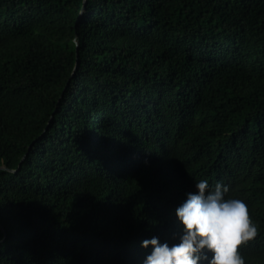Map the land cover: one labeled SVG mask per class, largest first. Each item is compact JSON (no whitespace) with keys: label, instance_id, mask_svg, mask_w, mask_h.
Returning <instances> with one entry per match:
<instances>
[{"label":"trees","instance_id":"16d2710c","mask_svg":"<svg viewBox=\"0 0 264 264\" xmlns=\"http://www.w3.org/2000/svg\"><path fill=\"white\" fill-rule=\"evenodd\" d=\"M4 165L0 264H142L197 180L264 264V0H0Z\"/></svg>","mask_w":264,"mask_h":264},{"label":"clouds","instance_id":"9594fccd","mask_svg":"<svg viewBox=\"0 0 264 264\" xmlns=\"http://www.w3.org/2000/svg\"><path fill=\"white\" fill-rule=\"evenodd\" d=\"M193 191L175 208L180 231L173 241L143 239L151 246L142 264H246L241 245L255 238L258 226L247 203L227 197V185L195 181Z\"/></svg>","mask_w":264,"mask_h":264},{"label":"water","instance_id":"95a60500","mask_svg":"<svg viewBox=\"0 0 264 264\" xmlns=\"http://www.w3.org/2000/svg\"><path fill=\"white\" fill-rule=\"evenodd\" d=\"M0 169H10L8 166L4 165V166H1ZM16 171V170H14Z\"/></svg>","mask_w":264,"mask_h":264}]
</instances>
